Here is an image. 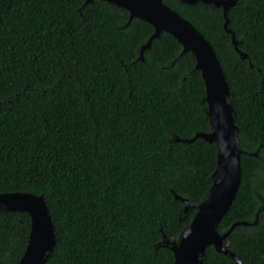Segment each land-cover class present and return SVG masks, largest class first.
Segmentation results:
<instances>
[{
	"label": "trees",
	"instance_id": "obj_1",
	"mask_svg": "<svg viewBox=\"0 0 264 264\" xmlns=\"http://www.w3.org/2000/svg\"><path fill=\"white\" fill-rule=\"evenodd\" d=\"M211 43L244 151L239 192L216 224L225 246L264 264V0L223 8L163 0ZM103 0H0V194L43 196L56 245L45 264H174L219 150L196 58ZM233 34L239 50L233 43ZM243 54L247 57L243 58ZM259 215L258 223L254 224ZM26 212L0 214V264H19ZM200 264H236L209 246Z\"/></svg>",
	"mask_w": 264,
	"mask_h": 264
},
{
	"label": "water",
	"instance_id": "obj_2",
	"mask_svg": "<svg viewBox=\"0 0 264 264\" xmlns=\"http://www.w3.org/2000/svg\"><path fill=\"white\" fill-rule=\"evenodd\" d=\"M95 0H85L91 4ZM125 8L130 13V21L138 18L150 23L154 27V34L141 49L140 60H144V52L150 49L154 39L162 32L172 34L182 45L183 52H191L196 58V69L201 71L206 88V102L212 131L198 133L189 140L192 143L202 138L210 143H216L219 155L217 168L212 177L217 179L208 197L196 204L188 199L175 195L185 205V211L196 209L191 224L176 244L167 242L175 257L174 264H200L201 256L209 246L216 251L233 259L236 264H244L242 259L225 244L239 225H248L247 222L235 223L226 233L220 234L216 229L217 222L222 219L231 208L241 185L242 166L241 158L244 153L240 140L239 128L233 116V105L228 101L230 87L222 65L211 43L187 19L174 11L163 0H103ZM188 4H213L223 8L228 29V11L236 5V0H180ZM233 43L237 50L238 41L233 34ZM240 51V50H239ZM241 52V51H240ZM247 55L243 54V58ZM34 194L12 192L0 194V214L5 212H26L31 218V232L29 243L19 264H45L47 254L52 252L56 245V234L51 215L43 196H36L40 200V209L37 210L30 203L36 199ZM259 215L254 224L258 223Z\"/></svg>",
	"mask_w": 264,
	"mask_h": 264
},
{
	"label": "snow or ice",
	"instance_id": "obj_3",
	"mask_svg": "<svg viewBox=\"0 0 264 264\" xmlns=\"http://www.w3.org/2000/svg\"><path fill=\"white\" fill-rule=\"evenodd\" d=\"M39 195H41V193H36V195L35 196H32V197H35L36 198V196H39ZM30 203L32 204V206L34 207V208H36L37 210H39L40 209V200L39 199H33V200H31L30 201Z\"/></svg>",
	"mask_w": 264,
	"mask_h": 264
}]
</instances>
